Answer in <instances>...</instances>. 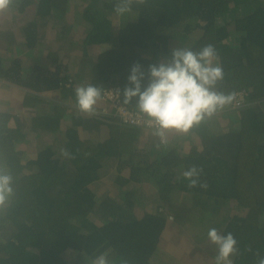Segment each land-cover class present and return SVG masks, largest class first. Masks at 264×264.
Returning a JSON list of instances; mask_svg holds the SVG:
<instances>
[{"label": "trees", "instance_id": "16d2710c", "mask_svg": "<svg viewBox=\"0 0 264 264\" xmlns=\"http://www.w3.org/2000/svg\"><path fill=\"white\" fill-rule=\"evenodd\" d=\"M33 2L11 0L8 5L25 19L19 32L29 48L38 41L35 17L62 18L71 6V0H36L35 15L26 19ZM230 3L242 5L244 14L216 23ZM123 4L88 0L78 6L84 52L98 44L102 48L89 84L100 90L118 86L121 103L143 115L136 97L124 103L131 66L139 63L147 73L149 64L169 61L174 49L200 51L212 44L224 72L215 91L244 90L248 100L264 99V0H133L135 19L127 16L115 25V8ZM60 33L72 36L65 25ZM69 56L53 50L31 59V71L23 78L21 62L14 58L7 68L0 64V78L38 94L61 88L75 104V87L63 83L73 65ZM147 82L146 77L142 86ZM35 99L24 95L23 103ZM63 106H54L51 116L39 115L35 125L54 135ZM9 117L0 110V170L12 177V192L0 204V264H93L101 254L109 264H166L172 259L169 237L180 216L174 201L186 196L198 207L223 208L222 213L233 206L221 221L237 240L233 264H256L257 251L264 255V109H239L236 128L211 127L206 117L188 132L177 131L179 140L187 139L185 150L153 139L143 145L146 129L120 124L112 114L75 116L59 151L44 145L26 162L15 144L21 134L8 126ZM78 132L83 135L77 137ZM193 165L202 169L206 187H188L182 173Z\"/></svg>", "mask_w": 264, "mask_h": 264}, {"label": "crops", "instance_id": "0c3cea01", "mask_svg": "<svg viewBox=\"0 0 264 264\" xmlns=\"http://www.w3.org/2000/svg\"><path fill=\"white\" fill-rule=\"evenodd\" d=\"M83 0H71L69 13L62 18H51L50 16L35 17L38 21V41L34 48H29L25 45V40L19 32L21 23L24 22L22 15L7 7L0 10V64L2 68H7L11 65L14 58H19L21 62L22 78L31 71L28 62L34 58L41 59L47 55L48 52L56 50L60 57H68L70 53L73 54V65L68 76L73 77L72 85L77 87L79 85H87L94 75L95 55L102 49L101 45L94 48L91 46L88 51L84 52L83 38L85 35V26L80 23V14L78 10L79 4ZM35 2L31 3L26 12V19H31L35 15ZM22 18V20H21ZM71 29L72 36L66 38L60 33L63 26ZM71 49L73 51H71ZM71 51V52H70ZM92 58V62L87 64L88 56ZM82 56L84 61L78 62L79 57ZM70 57V56H69ZM86 69L92 71V75L88 76ZM16 94L14 95V92ZM0 110L8 111L11 118L8 122L9 126L16 129L21 135L15 140L16 147L22 151V158L26 161L29 154H34L37 150L42 148V145H54L56 150L62 146L63 141L67 139L66 132L73 128V120L75 116L78 119L89 117L92 115L87 113H80L76 105L72 102L70 97H63L62 89H53L47 93L38 94L35 90L25 87L17 82H12L0 78ZM16 97V99L13 97ZM24 95L36 97L35 101L30 105L23 103ZM10 96L12 98L10 99ZM7 102H3V100ZM10 99V100H9ZM62 104L65 110L60 120L59 130L50 134L48 131H42L39 126L33 124L32 119L38 114L51 116L54 111V105ZM258 105L264 109V103ZM103 105V101L98 99L94 108ZM238 121L230 120L226 123L230 127L237 126ZM103 130L101 136L105 137L106 130ZM155 133L152 130H145L141 138L143 145L149 146L148 141L152 139ZM150 135V138H149ZM155 138V136H154ZM184 196V195H182ZM180 198V196L178 197ZM175 204V203H174ZM178 207L180 216L177 220L176 228L169 237L171 243L170 256L172 260L166 264H215V259L212 254L217 250L215 245H210L207 239V231L212 227H216L220 234H226V228L221 223L220 219H211L209 226H207L203 218L207 215H214V211L210 207L203 208L194 205L189 196L180 199L175 204ZM176 209V207H175ZM177 211V209H176ZM219 215V214H218ZM209 217V218H213ZM178 229V230H177ZM204 232L201 236L200 233Z\"/></svg>", "mask_w": 264, "mask_h": 264}, {"label": "clouds", "instance_id": "9594fccd", "mask_svg": "<svg viewBox=\"0 0 264 264\" xmlns=\"http://www.w3.org/2000/svg\"><path fill=\"white\" fill-rule=\"evenodd\" d=\"M86 1L88 0H83V3ZM10 2L11 0H0V10L6 9ZM132 2L133 0H124L123 6H116L115 11L118 15L112 17L113 24L117 25L122 19L125 20L127 16L130 19H135V11H130ZM139 2L143 3L144 0H139ZM146 77L148 82L146 86H142V82ZM223 77V68L219 63L218 54L212 44L204 46L200 51H192L188 48L174 49L169 61L149 64L147 73L142 70V66L139 63H135L131 66L130 74L127 77L128 84L123 89L124 103H128L132 98L136 97V107L143 115L136 113L141 115L147 123L128 124L139 125L146 130L154 131L152 139L158 140L157 136H159L158 141L161 144L166 141V130L174 129L178 132H188L194 125H198L206 117H211L219 109L239 110L252 106L259 101L248 100V104L239 108L227 106L234 100L235 94L225 95L215 91V85ZM72 81L73 77L68 76L63 82L64 86H69ZM74 94L75 104L80 113H87L92 116L112 114L119 118L118 122L120 124H127L114 113H102L99 111L103 106L108 107L109 102L101 99V90L96 86L92 84L79 85L74 88ZM98 99L103 101V105L94 108ZM56 105L57 103L54 106ZM124 105L129 109L126 104ZM5 112L10 114L8 111ZM39 115L45 116L42 114L36 115L32 119L33 124H35L34 121ZM10 118L11 114L8 122ZM230 120L229 118L228 121ZM40 129L48 131L43 128ZM158 141L156 142L158 143ZM181 141L183 143L185 139ZM182 143L180 146H183ZM166 146L170 148L172 144ZM61 153L65 157H70L71 155L67 149H61ZM36 154H29V158ZM26 161L22 158V162ZM201 173L202 169L193 165L183 171L182 176L188 182V187L190 188L197 186L206 187L200 181ZM11 179L12 177L9 174H5L3 170H0V204H3L6 197L12 192L10 187ZM207 239L210 245L217 247V254L214 258L215 264H233L232 258L237 255L239 249L237 240L231 232L222 235L216 227H210L207 231ZM93 264H109L106 254L98 256ZM256 264H264V255H261L259 251L256 253Z\"/></svg>", "mask_w": 264, "mask_h": 264}, {"label": "rangeland", "instance_id": "374dc122", "mask_svg": "<svg viewBox=\"0 0 264 264\" xmlns=\"http://www.w3.org/2000/svg\"><path fill=\"white\" fill-rule=\"evenodd\" d=\"M244 12H245V10H244V7L242 5H233V3H230L229 8L226 11H224L221 14L217 15L216 23H218V24H227L231 18H233L235 16H238V15H241V14H244ZM229 26H230V24H228V27ZM86 71H87L88 76H91L93 74L92 71H90L89 69H86ZM13 92H14V95H15L16 92L15 91H13ZM2 95H3V93H0V96H2ZM14 95H13V97L16 99V97ZM11 98H12V96H10V99ZM258 100L259 101L256 102L254 105H256L258 108L261 109V107L258 105V103H261V105H263L262 103H264V99H258ZM3 102H7V100L4 99ZM230 117L233 118V119H236L238 121L239 110L238 109H228V110L219 109L211 117H208V119L211 121V124H210L211 127H213V125L215 126L216 123L218 124L219 127H223V126H227L226 125V121ZM213 122H214V124H212ZM82 135L83 134L80 133V132H78L76 134L77 137H81ZM178 135H179V133L176 130H174V129L166 130V132H165L166 141L164 143H161V144L165 145V146L166 145H170V144H175V145L181 144L182 143V141H181L182 139L179 140ZM157 139L159 140V136H157ZM158 140H155V141H158ZM186 141H187V139H185V143L182 146V149H184V150L186 149L185 148ZM44 145H46V143H44ZM44 145H42V147H44ZM50 148H51V150H56V147L54 145L50 146ZM34 153H37V152H34ZM176 202H177V200L174 201L175 204H176ZM222 209L223 208H219L216 211H214V215L216 217H213L211 215H207L206 214V216L203 218V220H201V222L204 221L205 223H207L206 225L209 226L208 223H209V221L211 219H220L221 217H225V216L231 214L233 206H231V205L230 206H226L225 212H223V213L221 212ZM209 217H213V218H209ZM174 221H175V219H174ZM176 222H177V220H176ZM210 227H212V226H210ZM200 235L203 236L204 232L200 233ZM159 249L160 250L158 251V255L163 252L162 248H159ZM216 254H217V250L213 252L212 258H215ZM157 260H158V257H157Z\"/></svg>", "mask_w": 264, "mask_h": 264}, {"label": "built area", "instance_id": "2783aa9c", "mask_svg": "<svg viewBox=\"0 0 264 264\" xmlns=\"http://www.w3.org/2000/svg\"><path fill=\"white\" fill-rule=\"evenodd\" d=\"M121 90L118 86L110 85L108 87H104L101 90V99L109 102V106H103L99 109L102 113H114L118 115L122 121L136 124V123H143L147 121L136 112L131 111L128 109L124 104L121 103L120 97H121ZM230 94H235L234 100L227 104V106L231 108H239L243 107L246 104H248V98H247V92L244 90H239L232 92ZM228 95V94H226Z\"/></svg>", "mask_w": 264, "mask_h": 264}]
</instances>
